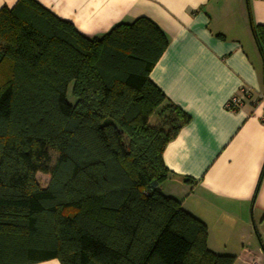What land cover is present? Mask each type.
Returning a JSON list of instances; mask_svg holds the SVG:
<instances>
[{"label": "trees", "instance_id": "trees-1", "mask_svg": "<svg viewBox=\"0 0 264 264\" xmlns=\"http://www.w3.org/2000/svg\"><path fill=\"white\" fill-rule=\"evenodd\" d=\"M167 44L146 17L86 36L35 0L0 8V264L234 263L159 189L190 120L149 79Z\"/></svg>", "mask_w": 264, "mask_h": 264}, {"label": "crops", "instance_id": "crops-1", "mask_svg": "<svg viewBox=\"0 0 264 264\" xmlns=\"http://www.w3.org/2000/svg\"><path fill=\"white\" fill-rule=\"evenodd\" d=\"M86 36L153 21L168 44L149 79L190 120L162 153L160 191L207 227V248L233 264H264V0H35ZM16 0H0L12 7ZM248 93L236 111L226 101ZM257 262V263H256ZM32 264H60L49 259Z\"/></svg>", "mask_w": 264, "mask_h": 264}, {"label": "built area", "instance_id": "built-area-1", "mask_svg": "<svg viewBox=\"0 0 264 264\" xmlns=\"http://www.w3.org/2000/svg\"><path fill=\"white\" fill-rule=\"evenodd\" d=\"M247 96H248V93L243 91L240 95H234L230 97L225 103V108L230 111H236L242 106L243 101ZM263 100H264V94L258 98V101L260 102ZM252 264H255V263H252Z\"/></svg>", "mask_w": 264, "mask_h": 264}, {"label": "rangeland", "instance_id": "rangeland-1", "mask_svg": "<svg viewBox=\"0 0 264 264\" xmlns=\"http://www.w3.org/2000/svg\"><path fill=\"white\" fill-rule=\"evenodd\" d=\"M67 99L70 103H72L74 101V99L71 97L69 90L67 91ZM54 156V154H51V158ZM37 181L41 184V185H45V183L47 182V176L41 173L37 174Z\"/></svg>", "mask_w": 264, "mask_h": 264}, {"label": "bare ground", "instance_id": "bare-ground-1", "mask_svg": "<svg viewBox=\"0 0 264 264\" xmlns=\"http://www.w3.org/2000/svg\"><path fill=\"white\" fill-rule=\"evenodd\" d=\"M257 263V262H256Z\"/></svg>", "mask_w": 264, "mask_h": 264}]
</instances>
